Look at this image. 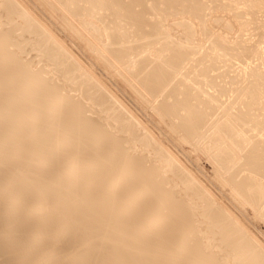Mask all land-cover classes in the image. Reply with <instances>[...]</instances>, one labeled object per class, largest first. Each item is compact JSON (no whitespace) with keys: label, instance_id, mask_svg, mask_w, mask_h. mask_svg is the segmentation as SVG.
<instances>
[{"label":"bare ground","instance_id":"6f19581e","mask_svg":"<svg viewBox=\"0 0 264 264\" xmlns=\"http://www.w3.org/2000/svg\"><path fill=\"white\" fill-rule=\"evenodd\" d=\"M16 1L0 0V264H264V246L237 221L246 207L264 221V0H226V31L251 35L235 42L208 25L219 0H59L81 15L75 33L104 43L95 53L108 72L128 63V76L115 74L155 125L211 159L237 214L169 153L142 152L151 136L90 71L68 94L51 84L77 59ZM178 14L190 22L167 23ZM196 40L210 45L194 52ZM30 53L53 70L40 75L21 60ZM254 56L260 69L229 77L230 64ZM51 105L54 115L32 121ZM7 112L13 121L2 123Z\"/></svg>","mask_w":264,"mask_h":264},{"label":"rangeland","instance_id":"374dc122","mask_svg":"<svg viewBox=\"0 0 264 264\" xmlns=\"http://www.w3.org/2000/svg\"><path fill=\"white\" fill-rule=\"evenodd\" d=\"M17 1H18V4H20L19 6L22 5L23 6V9L26 12H27V10H29L28 13L30 14V16H32V18H34V20H35V18L37 19L36 20V23L39 24V27L43 26V27L48 28L50 30V32H52L53 35L55 34L56 38H59L58 40L60 42H63V44L65 43V47L68 49L67 51L70 52V53H72V55H74L75 58L77 59L76 63L73 61L77 65V67H78L77 68L78 69L77 71H73V70L60 71V72L57 73L58 79L53 80L51 84H53V83H55V85H59L60 84L64 88L67 89L70 86H73L72 85V82L73 81H75V82H81L85 78L84 75H82V72L89 73L88 71H90L91 73H89V74L95 75V77L97 78V80L99 79L102 82L103 88H105L109 92H112L115 95V97H117V99L119 100V102L120 103L122 102L121 104H123V106L125 107L123 109L124 110V113H127L126 110H128L131 114H133V116L135 117L136 121L137 122H140L141 125L143 126V128H145L146 132L149 133V135L151 136V139H149V140L147 139L148 142L144 145L145 147L141 149L142 152H144V150H146V149L156 148V149L159 150L160 153H163V154L169 153V156L167 158L168 159H173V160L175 158V161L177 160V162L179 164V168L181 169L180 170V174H185V172H187L186 174L188 175V173H189L190 175H188V176H190V178H192L194 180H198L197 182L200 181L199 182L200 185H203L204 184L203 186H206V188H208L209 190L210 189L213 190V192L211 190L210 191L212 192V194L214 196L216 195L215 197L218 200L223 201V202H227L233 208V210H235V212L237 211L236 214L238 212H240V209L241 208L238 207V204L233 203V206L231 205L230 201H232L233 199L230 198L231 196L229 195L228 189H226L223 185H220V183H223V182H221V181L219 182L218 181L219 179L217 178L218 179L217 180L216 177L214 176L215 173H216L215 165H214V163L212 161H210L211 159L209 157L207 158V155L205 154V152H202V151L200 152V150L194 149L193 147H191L187 143H182L181 141L178 142V139L176 140L175 137L171 136V134L169 133L170 131L169 130H166L167 128L165 127V125H164V127L155 125L156 123L159 124L158 122L160 121L159 120L160 118H156L155 117V115L157 117H159V116L157 114H155L154 111H152L154 109L151 108V107H148V106H146L147 107L146 108L144 105H143V107H141L142 106V103L140 102V99L138 98V95L136 96L135 93L131 92V89H129L130 91H128V88H126L127 85L126 84H123V82H119V81H121L122 77L117 76L115 74V72H119V73L124 74L125 73L124 72V69L128 67V63L117 64V65H115L116 69H113L114 73L108 72L109 70L106 69V66H104L105 63H104V60H102V57L100 55H97L98 53H95L96 52V49H98V51L100 50L99 52L103 51V47L102 46H103L104 43L102 44V46H100L101 45V42L98 41V40L96 41V38L95 39L93 38V41L95 43V46H97V47H94V45L92 46L93 43L91 42V40H89V37L91 39V36L88 37L87 36L88 34L85 33V32H82V33H85L86 35L85 34L80 35V34L74 32L73 28L70 27L71 26L70 23H72V25H73L74 22H75V24H76L77 22L75 20L76 19L79 20L81 18V15H75L74 18H72L70 16V13H69L70 8L68 6L66 8H64L60 4L59 0L57 2L55 0H49V1H47V0H41L40 1L39 0L40 2H38V0H36L37 2L35 0H17ZM33 1H35L36 3H34ZM219 1L222 2V5H223V8L224 9H217V10L211 9V13H210V15L208 17L209 18L208 19V25H209L210 29L213 32H215V33H219L220 34V33H224L225 32L228 35H231V36H229V38L231 37L230 38V41L233 38H235V40H232V42L233 41L234 42L237 41L238 38H242V39L244 38V40H248L249 37L251 38V35L249 33H248V35H249L248 36L247 35V32H244L245 33L244 34V33H242L243 31H241L240 29H239L240 31L239 30L237 31L235 29L237 32L234 29H233L234 30L233 32L232 31H229L230 29L232 30V28L230 27V26L233 27L232 22L230 23V26H229L230 29L228 30V32L226 31V28L224 27L223 21H219V19H222L223 20V18H224V21L226 22L227 19H229L230 17H232L234 15V14L231 13L232 9L226 8L233 1L231 0L232 2L230 3V0H228L230 4L228 3V1L226 2V0H224V1L223 0H219ZM45 2H48V3L45 4ZM144 2H145V4H150V3L153 2V0H144ZM39 3H42V4H39ZM232 4H234V2ZM239 7H243V6H239ZM164 9L166 10V8H164ZM160 11L162 12V9ZM116 13H117V11H115V14ZM263 14H264V12H263ZM263 14H262V16H263ZM100 16H101V14H100ZM100 16H98V17H100ZM162 16L167 17V16H169V14L168 13L167 14H163ZM68 17H69V19L67 20L66 18H68ZM188 17H190V16L189 15L187 16L186 14H178L176 16H171V17H169L170 19H168L167 23L172 26V24H177L179 22L180 23L190 22L189 20H187ZM70 19H72V20H70ZM233 19L234 18H232V20ZM64 20H67L68 22L66 21L64 23ZM134 20L136 21L135 18H134ZM72 21H74V22H72ZM139 22L141 23V21H139ZM227 22L229 23L230 20L227 21ZM67 23H68V26H67ZM76 26L79 27L78 24H76ZM170 27L168 28L169 30H170ZM79 28H81V27H79ZM181 28L182 27H178L177 28L178 29V32L179 31L180 32L182 31V32H184L187 35L186 30L183 31L184 28H183V30ZM40 31H42L43 34L46 35L45 34V31L43 29H41ZM176 31H175V33L178 34V32H176ZM70 32H72V33L74 32V34L72 35ZM182 32L179 34V36L181 35L183 37L184 36L186 37V35H183ZM235 34H237V35H235ZM78 35L83 36V37H79ZM73 36H74V38H73ZM85 36H87V37H85ZM195 37H197V36H195ZM81 38L82 39L83 38L86 39L87 42L89 41V45L87 44L86 40H84V39H83V42H82V39ZM202 43L204 45H202ZM263 44H264V42H263ZM263 44H261L262 47L260 45V47H261L260 49L262 50V48H263L262 51L264 52V45ZM199 45L200 46H205L207 48V47H209L210 44L208 42L207 43L206 42L204 43L203 41L200 42V41L196 40V42L194 43V45H192L193 48H196V50L194 52H196L198 50V46ZM92 47H94V48H92ZM157 47H159V45H157ZM90 49H92V50H90ZM93 49H95V50H93ZM67 51H66V53L68 54ZM91 51H93V52L91 53ZM202 51H204V48H203ZM34 55H35V53H30L29 55L22 56L21 60L24 61V62H29L30 64H34L35 63L34 65H38V66L41 65L40 72H39L40 75H45V73H49V72H51L53 70V62H51L49 58H40V61H38L37 59H33ZM98 56H100V58H99L100 60L97 58ZM199 56H200V53H197L196 54V58H198ZM255 57L256 56H254L253 58H251V60L249 59V61H247V63H244V64H243V62H241L239 60H237V61L235 60L233 63H238V64H236V65L235 64H230L231 65L230 68L233 70V72L230 69V72L231 73H229V77L230 76L232 77V74L233 73H234V75H236L237 73L242 72L243 70L247 69V66L249 67L248 68V70H249L252 66H253L252 68L259 67V69H260V65H262L261 68H263V70L262 69H260V70L263 71V73H264V67H263L264 62H262V60L264 61V59L262 58L260 60V58L259 59H256L258 57H256V58ZM131 58H135V57H131ZM101 60L103 61V63H102ZM257 60L258 61L260 60L258 62L260 65H257ZM98 61H100V62H98ZM255 63H256V65H255ZM9 64L10 63H8V65ZM239 65H240V67H239ZM239 69H241V70H239ZM223 70L224 69L222 68L221 71H223ZM9 73L6 74V77L7 76H10V75H8ZM125 74H126V76H128L127 73H125ZM45 76H47V75H45ZM119 77L121 79H119ZM4 78L5 77H3V78L0 77V82L3 81ZM26 79H28V81H29V77L26 78ZM20 81H22V79L17 78V83L18 84H21V83H19ZM43 81H44L43 78L39 80V82H43ZM130 82H131V80H130ZM24 83H26V82H24ZM132 84L135 85V81H134V83L132 82ZM136 87L139 89V87L137 85H136ZM124 88H125V90L122 91ZM68 92H69V90L67 89L66 94H68ZM210 92H211V89H210ZM127 94H129L130 96L127 95ZM229 95L226 94V96L221 97L220 100L221 101L222 100L223 101L224 100L227 101L228 100L227 97ZM231 96L232 95H230V97ZM225 97H226V99H225ZM136 103H139L140 105L139 104H136ZM139 106L142 109L139 108ZM126 107H127V109H126ZM143 108L145 109V111H144ZM148 108H150V109H148ZM40 110H41V115L39 117H38V115H36V116H33V118H32V121H35V123H43V118L48 117V116H52L55 113L54 109H52V105L50 107H46V108L40 107ZM42 113H43V115H42ZM149 116H151V117H149ZM2 117H3L2 123H11L13 121V117L10 118V113H8V112L7 113H4ZM214 117L215 116H213V118ZM37 120H38V122H37ZM163 129H164V131H163ZM165 130L168 131V132H165ZM167 133L170 136H168ZM144 136L145 135H142L141 136V139H144L143 138ZM147 136H148V134H147ZM171 138H172V140H171ZM208 162H210V163H208ZM212 167H213V169H212ZM193 177H195L196 179L193 178ZM211 178H212V180H211ZM210 181H212V182H210ZM215 181H217V182H215ZM218 186H220V187H218ZM220 188H222V189H220ZM224 188H225V190H224ZM218 194H220V195H218ZM223 194H224V196H223ZM219 197L222 198V199H220ZM232 202H235V201L233 200ZM234 206L235 207L237 206L239 211L236 209L237 207L234 208ZM245 210L242 211L243 213L240 212L241 214L238 213V218L239 219L240 218L241 219L243 218V219L242 220L241 219L240 220L238 219L237 221L238 222H241L242 225H244V227L247 229V231H248L249 234H251L252 231H253V233L251 235L253 237L256 236V240L259 241V243H261L264 246V243H263L264 242V221L261 220L259 216L258 217H254L255 216L254 215L255 213H253V211H252L251 208L246 207ZM247 213L250 214V215H248V217L246 215ZM252 220H253V222H252ZM244 221H245L246 224L244 223ZM247 226L250 228V230L248 229ZM254 240H255V238H254Z\"/></svg>","mask_w":264,"mask_h":264}]
</instances>
